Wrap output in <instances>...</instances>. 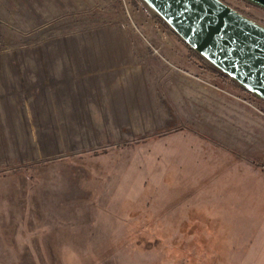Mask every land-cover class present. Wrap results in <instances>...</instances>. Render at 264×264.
<instances>
[{
  "label": "rangeland",
  "instance_id": "374dc122",
  "mask_svg": "<svg viewBox=\"0 0 264 264\" xmlns=\"http://www.w3.org/2000/svg\"><path fill=\"white\" fill-rule=\"evenodd\" d=\"M178 81L264 113L144 0H0V264H264V150Z\"/></svg>",
  "mask_w": 264,
  "mask_h": 264
},
{
  "label": "water",
  "instance_id": "95a60500",
  "mask_svg": "<svg viewBox=\"0 0 264 264\" xmlns=\"http://www.w3.org/2000/svg\"><path fill=\"white\" fill-rule=\"evenodd\" d=\"M144 1L218 72L264 100L263 24L224 0Z\"/></svg>",
  "mask_w": 264,
  "mask_h": 264
},
{
  "label": "crops",
  "instance_id": "0c3cea01",
  "mask_svg": "<svg viewBox=\"0 0 264 264\" xmlns=\"http://www.w3.org/2000/svg\"><path fill=\"white\" fill-rule=\"evenodd\" d=\"M179 84V86L177 85ZM177 86L175 88H182L185 94L182 92H175L174 96L180 95L181 97L187 98H194L199 103H208V104H215L216 108L218 109L222 117L229 119L232 123L233 131L236 134L244 137L248 141L254 142L252 148L256 151V149L263 151L264 150V113L259 112V110H254L249 108L245 104H243V100L234 94L233 97L225 93H221L219 91H215L213 89L206 88L204 86L198 85L196 82L189 84V82H177ZM184 88V89H183ZM242 100V101H241ZM245 103V101H244ZM235 122L242 123L244 127L242 131L235 129ZM234 125V126H233Z\"/></svg>",
  "mask_w": 264,
  "mask_h": 264
}]
</instances>
